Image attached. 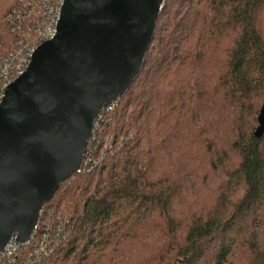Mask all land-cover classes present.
Masks as SVG:
<instances>
[{
  "label": "trees",
  "instance_id": "1",
  "mask_svg": "<svg viewBox=\"0 0 264 264\" xmlns=\"http://www.w3.org/2000/svg\"><path fill=\"white\" fill-rule=\"evenodd\" d=\"M113 104L42 207L63 235L37 264H264V0H164Z\"/></svg>",
  "mask_w": 264,
  "mask_h": 264
},
{
  "label": "water",
  "instance_id": "2",
  "mask_svg": "<svg viewBox=\"0 0 264 264\" xmlns=\"http://www.w3.org/2000/svg\"><path fill=\"white\" fill-rule=\"evenodd\" d=\"M164 0H65L0 104V250L24 243L41 208L79 171L99 112L137 76ZM264 135V104L254 131Z\"/></svg>",
  "mask_w": 264,
  "mask_h": 264
},
{
  "label": "built area",
  "instance_id": "3",
  "mask_svg": "<svg viewBox=\"0 0 264 264\" xmlns=\"http://www.w3.org/2000/svg\"><path fill=\"white\" fill-rule=\"evenodd\" d=\"M64 1L16 0L6 12L4 23L12 40L8 52L0 60V104L5 89L26 71L37 47L55 36ZM113 103L101 111H111ZM92 133L91 130L90 139ZM42 213L41 208L36 225L26 242H19L16 234L11 236L0 250V264H37L54 251L63 235V222L58 220L53 224L48 219L43 221Z\"/></svg>",
  "mask_w": 264,
  "mask_h": 264
},
{
  "label": "rangeland",
  "instance_id": "4",
  "mask_svg": "<svg viewBox=\"0 0 264 264\" xmlns=\"http://www.w3.org/2000/svg\"><path fill=\"white\" fill-rule=\"evenodd\" d=\"M13 1H14V0H13ZM13 1L11 0L10 3L13 2ZM11 4H12V3H11Z\"/></svg>",
  "mask_w": 264,
  "mask_h": 264
}]
</instances>
